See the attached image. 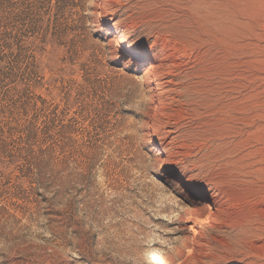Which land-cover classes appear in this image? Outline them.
<instances>
[{
  "label": "rangeland",
  "instance_id": "374dc122",
  "mask_svg": "<svg viewBox=\"0 0 264 264\" xmlns=\"http://www.w3.org/2000/svg\"><path fill=\"white\" fill-rule=\"evenodd\" d=\"M0 264H264V0H0Z\"/></svg>",
  "mask_w": 264,
  "mask_h": 264
},
{
  "label": "bare ground",
  "instance_id": "6f19581e",
  "mask_svg": "<svg viewBox=\"0 0 264 264\" xmlns=\"http://www.w3.org/2000/svg\"><path fill=\"white\" fill-rule=\"evenodd\" d=\"M127 51L128 50L124 48L121 49L122 53L125 52V54L130 58H134V54L130 51ZM173 76L174 75L166 61L162 57L158 56L153 57L152 61L149 63L146 69L143 70V77L146 85L148 86L152 98L157 101L158 105L156 106V108H154L155 110H152L153 115L149 119L155 127L156 135H159L158 139H160V143L162 145H164V139L166 138V136L170 133H175V128H177L171 120L169 110L164 108V105L166 103L169 104L171 102H174L175 100H177L176 97H179L182 94L180 93L181 91H176L172 87L173 79L171 77ZM157 107H161V109L163 110L158 111ZM206 207L207 208L194 209L193 215H195V217H197V219L199 220L211 218L217 209V202L212 201L211 203L207 204Z\"/></svg>",
  "mask_w": 264,
  "mask_h": 264
}]
</instances>
